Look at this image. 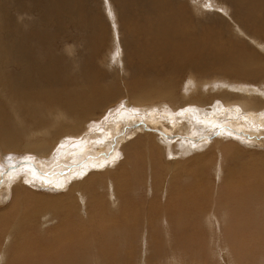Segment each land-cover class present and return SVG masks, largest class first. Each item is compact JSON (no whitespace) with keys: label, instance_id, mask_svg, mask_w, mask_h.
I'll return each instance as SVG.
<instances>
[{"label":"bare ground","instance_id":"obj_1","mask_svg":"<svg viewBox=\"0 0 264 264\" xmlns=\"http://www.w3.org/2000/svg\"><path fill=\"white\" fill-rule=\"evenodd\" d=\"M110 1L107 18L99 0H0V262L154 264L191 220L229 235L264 214V157L238 145L264 147V0ZM10 151L38 166L21 176ZM205 171L227 175L217 197Z\"/></svg>","mask_w":264,"mask_h":264},{"label":"rangeland","instance_id":"obj_2","mask_svg":"<svg viewBox=\"0 0 264 264\" xmlns=\"http://www.w3.org/2000/svg\"><path fill=\"white\" fill-rule=\"evenodd\" d=\"M106 1L107 0H105V1L99 0L100 7L102 9L101 12H102V14H105L103 16H106L108 18V12H107V10L105 11V8H104L106 6L105 5ZM111 4H112V6L114 5L112 2H111ZM191 15H192L191 18L193 19L192 23L194 25H195V23L196 24H206L207 22H209V20H208V18H206V16H204V15L200 16V13L197 14V12H195L194 10L192 11ZM262 17H264V13L262 14ZM233 19L237 20L234 16H233ZM201 22H203V23H201ZM117 27H118V29H117ZM228 28L231 29L230 26H228ZM114 30H115L114 33L111 32L112 38L114 35L116 37V34H117L116 31L119 32V30H121L120 23L115 25ZM122 30L125 31V28H123ZM261 34L262 33H260L258 36L256 35V37L259 39L258 43H261V41L264 42V36H263L264 31H263V35H261ZM118 37L119 38L121 37V33L117 34V38ZM256 42L257 41H255L254 43H256ZM258 43H256V44H258ZM250 45H252V44L250 43ZM112 50H113V48H112ZM97 63H98V61H97ZM189 72L190 71H187V75ZM182 73H183L182 78L184 79V77L186 76V71H183ZM186 78L187 77H185V79ZM184 82H186V80ZM135 128H137V127H135ZM216 136H218V135L216 134ZM238 145L240 147L244 148L248 154H250L251 156H253L256 159H260V157H264L263 156L264 155V147L248 146V145L240 144V143H238ZM10 152L7 155L11 160L13 159L12 161H13V163H15L14 164L15 167H17V169H18V174L20 173L21 176H23L24 173L26 172L25 168H23L21 166V165L24 166L25 162H28L32 159L33 164L35 166H38V164L35 162L37 159L35 158L34 154L25 153V152H17V151H13L11 153ZM252 154H254V155H252ZM52 162H54V159H52V160L49 159V161L47 162V163H49L48 165L50 167H54L56 165V163H52ZM33 164H31V165H33ZM34 165H33V167H35ZM31 169L35 172L38 171L35 168H31ZM228 169H232V168H227V175H230L231 171ZM228 171H230V172H228ZM29 172H31V171L29 170ZM38 172H40V171H38ZM238 174H241L242 176H246V175H244L245 173H242L241 171H237L235 173V175H238ZM227 175L226 174L225 175L220 174L218 176L215 173V176H213V178H211L212 173L210 171H205L204 176L206 177L207 182L205 184L204 190H206L208 193L211 192V190L212 191L214 190V193L211 196V198L217 197V195H219L218 191L223 186V184L226 183L225 178L227 177ZM223 177H224V179H223ZM210 180H212L213 182H211ZM214 182H216V183L214 184ZM194 185H195V180H189L187 183H181V189H178V190L186 192V191H188V186H189V192H190L189 197H190V195H192L190 189H191V187L193 188ZM220 185H222V186H220ZM209 186H211V187H209ZM213 186H215V187H213ZM217 187H219V188H217ZM45 191H48L50 193V195H52L51 194L52 192H56V191H52V190H45ZM39 192H41V191H39ZM163 192L165 193L164 190H163ZM163 192L161 194V201H163V199L165 197V194ZM141 193L142 192L140 190H138L135 192V196H133V197L131 196L132 200H134L133 201V203H135L134 205H142L143 206L142 201L144 200V198H145V200L150 198V193H149V191H147L145 193L143 192L144 195L143 194L141 195V199L142 198L143 199L140 200L138 195H140ZM8 202H9V200L4 199L2 201V203H0V204L5 205V204H8ZM248 217H249V219H247ZM250 217L251 216H244L243 219H244V221L249 223L253 218H255V217H251V218ZM204 220L201 219L199 221L196 218L194 222L191 220V222H193V224L189 221V233H184V234L181 233V234H177V235L174 234V236L176 238L175 237L173 238L172 236H170V238L172 237L170 240V245H168V242L165 241L164 235H161L160 237L162 238V241L160 242L159 247L157 248L158 249V252H157L158 257L154 260V264H175V262H180L181 264H264V214L259 216V218H258L259 224L258 225H252L250 229H246L244 227L242 228V227L238 226V223L241 222L239 220L237 223L233 222L234 226L232 228H229L231 230V231H229V235H227V233L224 232V229L227 231L226 224H228L229 221H227L225 224H223L222 221H219V220L217 221V220L212 218L211 219V222H213L212 226H209L208 222H206ZM191 224H192V226H191ZM53 226H55L54 222H50L49 227H53ZM210 227L212 229H210ZM44 228H45V226L44 227L36 226L33 229L32 233L35 236L42 238L45 236V233H46L45 232L46 229L44 230ZM247 230H250V231H247ZM250 232L252 234H249ZM244 235H247V236H244ZM172 241H175V244H172ZM176 242H179V244H176ZM182 243H183V245H180ZM148 244L151 246H154V248L157 246V244L154 243L152 239L148 242ZM138 248H139V245H138ZM143 262H144V260H142V259L134 260L132 262V264H144ZM0 264H5V263L0 262Z\"/></svg>","mask_w":264,"mask_h":264}]
</instances>
